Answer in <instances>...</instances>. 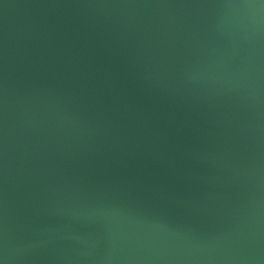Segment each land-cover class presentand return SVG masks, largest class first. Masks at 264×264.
<instances>
[{"label":"water","instance_id":"obj_1","mask_svg":"<svg viewBox=\"0 0 264 264\" xmlns=\"http://www.w3.org/2000/svg\"><path fill=\"white\" fill-rule=\"evenodd\" d=\"M0 264H264V0H0Z\"/></svg>","mask_w":264,"mask_h":264}]
</instances>
